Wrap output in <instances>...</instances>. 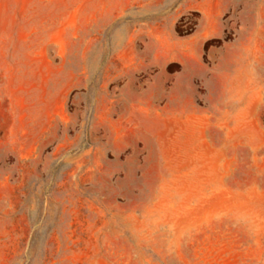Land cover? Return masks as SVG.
<instances>
[{"label": "rangeland", "instance_id": "374dc122", "mask_svg": "<svg viewBox=\"0 0 264 264\" xmlns=\"http://www.w3.org/2000/svg\"><path fill=\"white\" fill-rule=\"evenodd\" d=\"M46 3L53 60L15 102L33 129L47 107L53 140L0 131V264H199L186 231L264 240V28L203 39L188 0Z\"/></svg>", "mask_w": 264, "mask_h": 264}, {"label": "crops", "instance_id": "0c3cea01", "mask_svg": "<svg viewBox=\"0 0 264 264\" xmlns=\"http://www.w3.org/2000/svg\"><path fill=\"white\" fill-rule=\"evenodd\" d=\"M188 1L191 9L201 14L198 32L203 39L219 36L220 30L235 22L242 23L245 28H264V0ZM46 2L43 0L39 5L37 0H0V112L6 115L0 131L14 136H17L16 132H26L34 141L35 149H43L48 141V122L53 140L51 114L48 115L47 107L38 104L37 111L34 109L33 112L35 128H29L31 103L25 100L23 106L17 107L15 94L37 89L31 79L35 80L39 70L46 71L49 68L47 61L53 60V53L47 52V46L52 44L54 35V11ZM49 88L45 84L38 89L47 91ZM8 110L14 112V123L7 122ZM15 125L17 128L14 129ZM184 233L182 236L187 239L182 241L183 249L196 250L181 254L186 261L264 264L261 250L264 240L258 239L260 236L252 231L190 230ZM174 258L179 256L168 257Z\"/></svg>", "mask_w": 264, "mask_h": 264}, {"label": "bare ground", "instance_id": "6f19581e", "mask_svg": "<svg viewBox=\"0 0 264 264\" xmlns=\"http://www.w3.org/2000/svg\"><path fill=\"white\" fill-rule=\"evenodd\" d=\"M163 40V39H162Z\"/></svg>", "mask_w": 264, "mask_h": 264}]
</instances>
